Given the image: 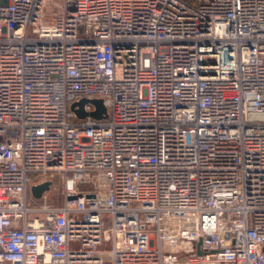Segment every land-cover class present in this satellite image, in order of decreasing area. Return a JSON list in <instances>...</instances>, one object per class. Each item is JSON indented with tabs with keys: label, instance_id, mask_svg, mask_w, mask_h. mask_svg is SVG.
<instances>
[{
	"label": "built area",
	"instance_id": "2783aa9c",
	"mask_svg": "<svg viewBox=\"0 0 264 264\" xmlns=\"http://www.w3.org/2000/svg\"><path fill=\"white\" fill-rule=\"evenodd\" d=\"M106 256L264 264V0H0V264Z\"/></svg>",
	"mask_w": 264,
	"mask_h": 264
},
{
	"label": "water",
	"instance_id": "95a60500",
	"mask_svg": "<svg viewBox=\"0 0 264 264\" xmlns=\"http://www.w3.org/2000/svg\"><path fill=\"white\" fill-rule=\"evenodd\" d=\"M94 104L98 107V112L94 113L93 115L95 117H100L101 116V112L104 111V108L102 106V103H101V101H94ZM49 189H50V183H45L43 185H40V186H37V187L32 188V193H33V196L35 198H40L41 195L45 191H48Z\"/></svg>",
	"mask_w": 264,
	"mask_h": 264
},
{
	"label": "rangeland",
	"instance_id": "374dc122",
	"mask_svg": "<svg viewBox=\"0 0 264 264\" xmlns=\"http://www.w3.org/2000/svg\"><path fill=\"white\" fill-rule=\"evenodd\" d=\"M50 197H51V199L53 200V202L55 204H61L62 203L61 200H56V197H55L54 193H52ZM105 261H106V264H112V260H111V258L109 256L105 257Z\"/></svg>",
	"mask_w": 264,
	"mask_h": 264
}]
</instances>
